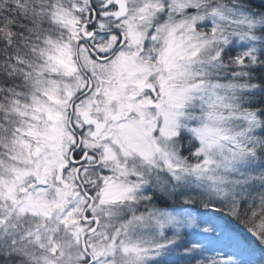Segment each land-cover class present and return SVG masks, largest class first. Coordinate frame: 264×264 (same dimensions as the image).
Instances as JSON below:
<instances>
[{
    "label": "snow or ice",
    "instance_id": "1",
    "mask_svg": "<svg viewBox=\"0 0 264 264\" xmlns=\"http://www.w3.org/2000/svg\"><path fill=\"white\" fill-rule=\"evenodd\" d=\"M0 264H264V0H0Z\"/></svg>",
    "mask_w": 264,
    "mask_h": 264
}]
</instances>
